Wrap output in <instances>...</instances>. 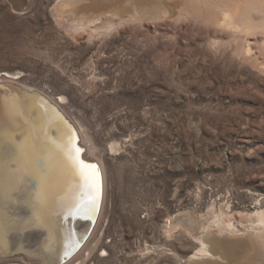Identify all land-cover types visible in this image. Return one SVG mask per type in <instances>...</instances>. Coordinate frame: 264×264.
Returning a JSON list of instances; mask_svg holds the SVG:
<instances>
[{
    "label": "rangeland",
    "instance_id": "rangeland-1",
    "mask_svg": "<svg viewBox=\"0 0 264 264\" xmlns=\"http://www.w3.org/2000/svg\"><path fill=\"white\" fill-rule=\"evenodd\" d=\"M30 2L23 11L0 0V80L59 101L105 167L102 213L78 264H188L218 215L264 210V29L235 40L171 6L161 19L78 31L56 17L58 0ZM139 2L150 0L112 13ZM185 210L202 229L169 230Z\"/></svg>",
    "mask_w": 264,
    "mask_h": 264
},
{
    "label": "bare ground",
    "instance_id": "bare-ground-1",
    "mask_svg": "<svg viewBox=\"0 0 264 264\" xmlns=\"http://www.w3.org/2000/svg\"><path fill=\"white\" fill-rule=\"evenodd\" d=\"M21 1L13 0L19 9L25 0ZM130 1L58 0L54 9L60 21L78 31L97 27V30L105 27L109 31L143 17L161 19L171 6L178 17L187 18L196 13L206 23L233 31L235 40H240V34L246 31L264 29V20L259 14L264 9V0H205L208 8L192 0V4L186 2V5L181 4L182 0H167V6L164 0H150L143 5L145 8L140 2L141 7L134 4L137 7L128 15L112 13L116 9L124 12ZM250 49H244V53L249 55ZM60 100L63 102L65 98L61 96ZM79 130L59 101L55 102L44 91L8 79L0 80V146L3 148L0 151V259L14 258L15 252L23 251L19 256L29 264L80 262L78 255L88 240L80 250L75 248L90 221L79 219L75 223L76 216L68 215L69 208L81 199L82 188L64 154L67 139L72 135L78 137V146L86 149L81 155L96 160L88 157ZM10 143L17 145L14 152L8 150ZM98 164L101 190L96 207L100 211L88 205V211L78 215L92 218L99 213L94 229L105 196V167L102 162ZM50 190L52 195L48 197ZM181 225L190 232L203 226L191 210L180 211L168 219L169 230ZM204 231L197 238L199 248L188 264H264V210L238 222L218 215Z\"/></svg>",
    "mask_w": 264,
    "mask_h": 264
},
{
    "label": "snow or ice",
    "instance_id": "snow-or-ice-1",
    "mask_svg": "<svg viewBox=\"0 0 264 264\" xmlns=\"http://www.w3.org/2000/svg\"><path fill=\"white\" fill-rule=\"evenodd\" d=\"M77 140L78 137L75 135L70 136L64 147V154L79 178L82 188V197L69 208V216H78L86 213L88 211L86 206L88 205H91L94 210L98 204L101 190L99 168L92 160L86 159L81 155L84 150L78 146ZM16 148L17 145L14 143H10L8 146L9 151L14 152ZM0 151H3L2 146H0ZM68 254L65 252V255Z\"/></svg>",
    "mask_w": 264,
    "mask_h": 264
},
{
    "label": "water",
    "instance_id": "water-1",
    "mask_svg": "<svg viewBox=\"0 0 264 264\" xmlns=\"http://www.w3.org/2000/svg\"><path fill=\"white\" fill-rule=\"evenodd\" d=\"M30 4H31V2H30V0H25L24 1V4H22L23 6H21L20 7V9H18V10H26L29 6H30ZM79 140V139H78ZM80 141V140H79ZM82 149L84 150L83 151V153H85L86 152V149H84L83 147H82ZM82 153V154H83ZM92 162H94V163H96L97 164V166L99 165L96 161H92ZM98 168H99V166H98ZM99 172H100V169H99ZM100 175H101V172H100ZM98 208V212L100 211V207H96V209ZM99 214V213H98ZM98 214L95 216L94 214H93V217L92 218H81L80 216H76L75 218H74V222L76 223L77 222V220H79V219H84V220H87V221H90V224L88 225V227H87V230L85 231V234L83 235V237H80V241H79V245H78V247H76L75 248V250H77V249H81L82 248V246L85 244V242L89 239V237H90V235L92 234V232H93V229H94V227H95V225H96V223H97V220H98ZM68 219H71L70 217H68ZM34 230V229H33ZM27 232H32V230H30V231H27ZM77 246V245H76ZM24 253L23 251L21 252V251H18V252H15L14 254H15V256H18V255H20V253ZM13 254V255H14ZM17 254V255H16ZM35 254V253H34ZM37 254V253H36ZM39 254H41V253H38L37 254V256L39 255ZM32 256V255H31ZM39 256H42V255H39ZM28 259H29V257H28ZM38 264V263H37ZM42 264H45V263H42ZM46 264H51V263H46ZM55 264H60V263H55ZM61 264H65V262H63V263H61Z\"/></svg>",
    "mask_w": 264,
    "mask_h": 264
},
{
    "label": "flooded vegetation",
    "instance_id": "flooded-vegetation-1",
    "mask_svg": "<svg viewBox=\"0 0 264 264\" xmlns=\"http://www.w3.org/2000/svg\"><path fill=\"white\" fill-rule=\"evenodd\" d=\"M82 144H83V142H82ZM85 146V145H84ZM87 154H88V152H87Z\"/></svg>",
    "mask_w": 264,
    "mask_h": 264
}]
</instances>
